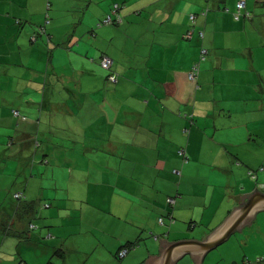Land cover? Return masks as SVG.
Wrapping results in <instances>:
<instances>
[{
	"label": "crops",
	"instance_id": "obj_1",
	"mask_svg": "<svg viewBox=\"0 0 264 264\" xmlns=\"http://www.w3.org/2000/svg\"><path fill=\"white\" fill-rule=\"evenodd\" d=\"M237 1L0 0V56L6 55V59L14 56L17 63L29 64L28 70L33 73H39L44 65L51 72L50 77L45 76L41 91L36 89L41 95V100L35 101L32 107L36 110L18 109L26 115L25 119L19 118L17 127L30 122L36 123L38 128L45 126L42 132L48 134L49 139L41 157L53 153V147L59 143L55 132L69 131L74 139L60 151L66 160H72L75 155L76 165L73 175L71 170L62 175L74 177L75 184L79 178L87 182L91 178L89 184H96L92 169L101 161H147L153 184H146L144 192L152 193L153 201L156 192L157 197L161 192L164 194L156 200L157 206L146 208L145 222L141 217L137 218L140 222L129 219L140 225V230L128 227L130 232L124 228L117 238L112 236L114 244L98 254L99 264H144L149 255H159L158 237L179 240L175 236L183 231L174 229L173 238L177 239H170L169 226L188 216V211L182 210L188 209L190 203L181 205L179 198L185 193L179 192L178 183L185 166L187 171L190 169L191 161L207 156L213 163L219 162L217 166L225 180L223 191L227 190L225 194L230 196L225 207L216 211L206 212L205 208L210 207L203 203L201 214L208 219L203 224L208 231H200L202 237L193 238H205L239 204L242 193L255 186L264 192V182L259 180L264 178V0H245L248 14L241 13L236 19ZM114 4L118 5L116 13L120 17L115 25H121L125 34L121 42L105 48L99 55V58L107 55L112 60L111 68L118 73L117 81L111 82L107 79L108 73L104 75L102 67L100 69L95 62L70 55L74 53L72 48H85V39H91L88 33L100 26L97 23L102 18L108 14L115 18ZM42 26L44 31H40ZM187 32L189 37L185 36ZM114 33L113 28H108L107 33V29L100 27L93 38H103L104 34L106 39H112L107 36ZM50 46L52 55L45 57L44 49L50 50ZM35 50L38 53L31 60ZM194 63H198V71L194 78H189ZM57 65L63 73L71 69L73 76L64 78L65 73H60ZM56 78L73 81L75 88L62 85L64 96L60 95L53 88ZM65 96L67 98L63 99ZM3 112L0 107V130L7 136L13 135L7 137V141L18 143L29 154L36 130L28 131L29 125H26L18 132L15 122L11 123V112L6 111V115ZM4 117L8 119L6 125H3ZM35 153L25 157L26 161L32 162ZM88 162L90 174L89 165L80 170ZM244 171L248 175L250 171L255 174L256 182L249 187L242 180ZM174 172L179 173V177ZM157 179L161 187H155ZM174 179L178 182L172 189ZM82 186V183L75 185L73 194L70 186L64 189L66 197L62 199L76 198L74 209L82 210ZM150 188L156 192H148ZM84 189L85 194L92 192L86 186ZM173 190L175 192L171 193ZM168 197L177 199L170 205ZM143 199L141 195V201ZM123 202L126 204V200ZM66 206L68 203L62 208ZM12 212V216H6L0 211L1 244L10 236H21L26 229H35L29 227L33 216L29 203H17ZM53 213L51 210L42 214L51 218ZM154 218H162L161 224ZM191 221L193 217H190L188 230L196 226ZM165 222L169 223L168 228ZM147 228L153 231L151 239L141 233ZM156 230L159 232L154 233ZM53 234L46 240L52 252L45 256L55 264H68L66 237H59L57 232ZM36 235L39 239V232ZM141 238L144 242L139 245ZM135 240L138 243L132 251L117 257L122 245ZM99 245H102L100 240ZM36 256L41 261V255ZM88 258L80 264H94ZM22 261L20 257L17 264Z\"/></svg>",
	"mask_w": 264,
	"mask_h": 264
},
{
	"label": "rangeland",
	"instance_id": "obj_2",
	"mask_svg": "<svg viewBox=\"0 0 264 264\" xmlns=\"http://www.w3.org/2000/svg\"><path fill=\"white\" fill-rule=\"evenodd\" d=\"M103 19H101L103 23L97 29L103 27V30L107 29L108 33V28H113L115 33L107 34V38L112 36V39H106L104 34H102L103 38L94 39L93 36L97 31V29H94L92 30L93 34L88 33V37H91V39H85L87 41L85 48H72L74 53L70 55L77 58L80 56V60L81 58L91 60L99 65L100 69L102 66L97 60L99 55L105 51V48L113 47L117 41L121 42L122 34H125L121 25H115V23L110 25V23H105ZM50 47V50L44 49L45 57L47 55L51 57L53 47ZM37 53L38 50L33 52L31 60ZM0 57V107L4 111L3 115L7 114L6 111L11 112L10 116L13 117L11 123L14 121V127H17V123L20 122L19 118L25 119L26 115L18 109L22 111L36 110L32 107L35 106V101L41 100V95H38L36 89L41 91L45 85V76L50 77L51 72L47 71L44 65L40 67L42 70L39 73H33V71L28 70L29 64L17 63L14 60V56L8 59H6V55ZM65 66L66 64H64ZM57 68H59L58 65ZM59 70L60 73H65L64 78L73 76L71 69L65 70L64 73L61 68ZM101 71L104 75L111 72L118 79V73L111 67L110 69L102 67ZM62 85L64 87L68 85L70 89L75 88L73 81L69 82V80L65 79L62 81L59 78L53 88L62 96H64ZM62 98L65 99L67 97ZM27 116L29 118L32 117L28 113ZM7 123L8 119L4 117L3 125ZM26 125H29L27 126L29 128L28 131L36 130L33 136L34 145L29 148L28 152L30 154L36 151L34 158H31L33 159L32 162L30 159L26 161L25 157H28L29 154H27L26 150H22L21 145H18V143L10 144L7 141V137L9 138L13 135L7 136L3 129L0 130V211L2 215L12 216L13 206L17 203H29L33 208V216L30 220L34 225L29 227L30 229H35H26L23 235L10 236L7 242L4 244L0 243V264H17V259L20 257L25 264H45L48 260L45 254L50 255L52 252L49 246L51 244L46 242V240L51 238V235L56 232L59 237H66L68 264H80L85 257H89L88 261L99 264L101 259L98 254H101L107 247L114 244L115 238L112 236L114 235L117 238L120 233H123L124 228H127L125 230L130 232L131 230L128 227L140 230V225L129 219L140 222L137 218L141 217L143 218L141 221L145 222L144 213L146 208L153 207L156 204V200L164 195L161 192L160 196L157 197L156 189L150 188L148 192H156L153 201L152 193L147 195L144 192L146 184H153V178L148 174L150 163L147 161L128 162L124 160L111 161L110 163L101 161L98 166L95 164L96 166L92 169V174H95L96 177H93V181L96 180V184H89L91 178H89L88 182L85 178L83 180L79 178L75 184L74 177L64 176L66 170H71L73 175L76 165L75 155L71 157L72 160H66L62 151H60L63 146L71 145L74 135L69 131L58 130V132H55L54 137L59 143H56L53 147V153H49V156L42 158L41 151L46 139H49L48 134L43 133L45 126L41 125L38 128L36 123H22L18 124V132H21L22 129L20 128ZM100 130L96 129V131ZM18 157L21 158L19 159ZM202 159L191 161V167L188 171L185 166L181 177H179V173L174 172L179 177V192L185 193L183 197L179 198L181 205H185L184 203H190V205L188 209L183 208L182 210L183 212L188 211V216L169 226V229L171 227L170 239H199L193 237H202L203 234L200 231H208V228L203 225L208 219L201 214L204 211L203 203H208L210 207L205 208L206 212H212V210L221 206L225 207L228 202L230 196L225 194L227 190L223 191L222 185L225 180L217 166L219 162L215 161V164L211 158L208 157L207 159V156ZM88 165L89 162L84 163L80 170ZM125 165H128L129 168H125ZM90 168L89 165V174ZM63 173L64 175H62ZM242 180L248 184V187L254 184L253 182H256V179L245 171L243 172ZM259 180L264 182L262 177ZM177 182L178 179H174L172 189H175ZM80 183L83 185L81 188V199H84L82 210L73 208V202L76 198H71V200L62 199L66 197L64 194L66 186H70V192L73 194L75 185ZM85 186L88 191L91 189L92 192L85 194ZM155 187H161L159 179H157ZM228 191L230 192V190ZM15 192H21L22 197H15ZM174 192L173 190L171 193ZM78 194L80 193L78 192ZM141 195H144L143 201H141ZM87 196L89 200H87ZM175 198L177 199V197ZM146 199H149V201L145 202ZM123 200H126V204ZM59 202L62 206L58 204ZM66 203L69 206L62 208ZM51 210L54 212L53 215H50L51 218H45L42 213ZM190 217H193L191 222L196 224L192 230L187 229ZM154 220L156 223L158 222V225L161 224L157 218H154ZM165 223V228H168L169 223ZM48 224L50 225L49 227L47 226ZM174 229L179 230L178 232H183L179 236L176 235L175 237L177 238H173L174 233H176V231L173 233ZM37 232H39V239L36 238ZM45 232H47L46 236H44ZM152 232L150 228L141 231L142 234L145 233V237L148 236L147 239L152 238ZM157 232L159 231L156 230L154 233ZM33 234L34 237L31 238ZM99 240L102 245H99ZM143 242L144 239L141 238L139 245L143 244ZM132 250L130 249V251ZM37 254L41 255V261L37 258ZM261 257L264 258V210L257 212L249 225L244 226L240 231H235L222 244L208 251L202 264H234L235 262H237L236 264H264V261L259 262L256 260ZM175 264H195V262L192 256L185 255Z\"/></svg>",
	"mask_w": 264,
	"mask_h": 264
},
{
	"label": "water",
	"instance_id": "obj_3",
	"mask_svg": "<svg viewBox=\"0 0 264 264\" xmlns=\"http://www.w3.org/2000/svg\"><path fill=\"white\" fill-rule=\"evenodd\" d=\"M238 202L239 204L231 209L223 221L203 239L167 241L158 237L159 255H149L144 264H175L185 254H190L195 264H201L203 256L208 251L222 244L235 231L249 225L256 213L264 210V192L255 186L253 190L242 193Z\"/></svg>",
	"mask_w": 264,
	"mask_h": 264
},
{
	"label": "built area",
	"instance_id": "obj_4",
	"mask_svg": "<svg viewBox=\"0 0 264 264\" xmlns=\"http://www.w3.org/2000/svg\"><path fill=\"white\" fill-rule=\"evenodd\" d=\"M117 7H118V5L117 4H114V6H113V12H112L115 15V21H118V18H120L119 15H117V13H116ZM245 8H246L245 0H238L236 2V11L234 12V17L236 19H238L240 17L241 13L242 14L244 13L245 15H247L248 12L245 10ZM191 18H193V15H191ZM111 21H114V19L112 18L111 14H108L104 18V22H111ZM189 35H190L189 32H187L185 34L186 37H189ZM100 64H101L102 67H105L106 69H110V67L112 65V60L107 55H102V57L100 58ZM197 71H198V63H194L191 66L190 70H189V73H188L189 78H194L196 76V74H197ZM108 80H110L111 82H115V81H117V77L115 76V74L110 73L108 75ZM250 175L252 177L255 176V174H253V173H250ZM14 196L17 197V198H20L21 197V193L20 192H16V193H14ZM174 201H175V198L174 197H168L167 198V202L170 205H172L174 203ZM159 221L162 222V218H159ZM30 226H33V225L31 224ZM126 253H127V249L126 248H122V249L119 250L117 256L119 258H121ZM256 260L257 261H262V260H264V258L261 257V258H257Z\"/></svg>",
	"mask_w": 264,
	"mask_h": 264
},
{
	"label": "trees",
	"instance_id": "obj_5",
	"mask_svg": "<svg viewBox=\"0 0 264 264\" xmlns=\"http://www.w3.org/2000/svg\"><path fill=\"white\" fill-rule=\"evenodd\" d=\"M111 16H112V18L114 19V21H115V18H114V16L111 14ZM104 20V19H103ZM103 22L100 20L98 23H97V25H100V24H102ZM105 23H110V24H113V23H115V22H113V21H111V22H105ZM101 26V25H100ZM40 31H44V28H43V26L40 28ZM102 57V56H101ZM100 57V58H101ZM99 62H100V59H99ZM111 72H109L108 74H107V79H108V75L110 74ZM250 173H253L252 171H250ZM16 193V192H15ZM21 193V192H20ZM21 197H22V193H21ZM20 197V198H21ZM138 243V241L137 240H135V241H133V242H130V243H128V244H124V245H122L121 246V248L120 249H122V248H126L127 249V252L130 250V249H132V248H134L135 247V245ZM119 249V250H120ZM119 250L117 251V254L116 255H118V252H119ZM62 254V253H61ZM118 257V256H117ZM260 262V261H259ZM20 264H25V262H21ZM45 264H55L54 262H52L51 260H48Z\"/></svg>",
	"mask_w": 264,
	"mask_h": 264
}]
</instances>
